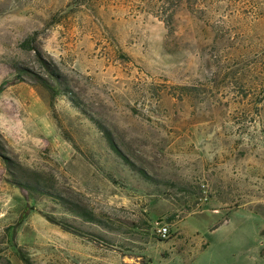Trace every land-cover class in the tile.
I'll list each match as a JSON object with an SVG mask.
<instances>
[{
	"label": "rangeland",
	"instance_id": "1",
	"mask_svg": "<svg viewBox=\"0 0 264 264\" xmlns=\"http://www.w3.org/2000/svg\"><path fill=\"white\" fill-rule=\"evenodd\" d=\"M22 254L264 264V0H0V264Z\"/></svg>",
	"mask_w": 264,
	"mask_h": 264
},
{
	"label": "trees",
	"instance_id": "2",
	"mask_svg": "<svg viewBox=\"0 0 264 264\" xmlns=\"http://www.w3.org/2000/svg\"><path fill=\"white\" fill-rule=\"evenodd\" d=\"M52 73L55 74V72H52ZM42 81H44V83H48V82H46L44 79H43ZM53 90H54V89H53ZM106 136H107V138H108L110 144L112 145V147L118 151V148H117L115 142L113 141V139L109 136V134H106ZM9 165H10V163H9ZM21 184H22L23 186H28V187H29V186H32L30 182H27V181H25V180H24V182H23V180H22V183H21ZM34 188H35L36 190H39V191H43V192L45 191L44 188H39V187H37V186H35ZM62 203H63V202H62ZM82 209H83L82 211H79V212L77 213V214L80 215L82 218H84L85 220L94 221V222L99 221V218H97L93 213L89 212L87 209H84V208H82ZM100 221H101V220H100ZM21 257H22V259L24 260V262H25L26 264H35V263L31 260V258L25 256L24 254H22Z\"/></svg>",
	"mask_w": 264,
	"mask_h": 264
},
{
	"label": "built area",
	"instance_id": "3",
	"mask_svg": "<svg viewBox=\"0 0 264 264\" xmlns=\"http://www.w3.org/2000/svg\"><path fill=\"white\" fill-rule=\"evenodd\" d=\"M168 231H169V228L166 224H160L159 232L161 233L162 236H167Z\"/></svg>",
	"mask_w": 264,
	"mask_h": 264
}]
</instances>
